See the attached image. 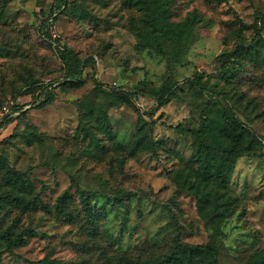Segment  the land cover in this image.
I'll return each instance as SVG.
<instances>
[{"label":"rangeland","instance_id":"rangeland-1","mask_svg":"<svg viewBox=\"0 0 264 264\" xmlns=\"http://www.w3.org/2000/svg\"><path fill=\"white\" fill-rule=\"evenodd\" d=\"M50 1L0 0V104L24 108V116L19 112L0 130V162L22 172L52 207L68 192L81 210L78 186L99 194L94 203L107 213L101 229L118 252L155 260L178 239L215 243L219 264H250L253 254H264L262 74L249 69L231 88L233 95L245 93L238 116L262 142L256 156H244L235 166L224 196L235 202L232 216L212 224L200 213L187 165L192 132L208 101L190 80L218 76L220 56L251 40L264 0H175L173 22L193 13L201 18L182 29L163 55L139 50L141 15L122 0H74V10L50 20L48 34L87 66L79 85L60 83L63 65L41 33ZM31 79L57 82L54 99L37 107L34 97L20 96ZM164 85L178 97L159 107ZM249 98L256 106H247ZM116 197L123 201L114 205ZM25 221L36 230L34 237L14 254H3L0 264L83 260L91 239L75 227L42 211ZM99 256L89 263L102 262Z\"/></svg>","mask_w":264,"mask_h":264},{"label":"trees","instance_id":"trees-1","mask_svg":"<svg viewBox=\"0 0 264 264\" xmlns=\"http://www.w3.org/2000/svg\"><path fill=\"white\" fill-rule=\"evenodd\" d=\"M122 1L127 8L136 10L141 15V26L138 29L140 51L151 50L165 54L167 44L182 29L190 28L201 18L199 14L193 13L181 23L173 22L171 17L175 0ZM74 2L51 0L48 4L49 14L43 21L41 30L46 42L55 46L63 65L60 80L62 85H79L87 68L72 48L61 39L53 40L48 34L50 20L62 10H74ZM253 32L250 41L241 42L220 56L216 78L199 74L190 80V84L203 93L208 101L202 110L199 128L192 132L193 152L187 165L195 182L189 185V189L197 199L200 213L212 224H218L233 215L235 202L231 198L224 199V196L230 190L235 166L244 156H256L262 146L260 139L238 116L239 105H242L245 93L233 95L231 92L239 77L249 69L264 77V14L255 22ZM39 83L36 79L28 80L25 85L27 88L22 93L19 92V95H30L35 98L34 106L43 107L54 99L53 90L57 82ZM159 93V107L178 97L177 90L169 85H164ZM249 105L256 106L255 100L249 98L247 106ZM23 109V106H17V111L20 112L18 117L24 116ZM101 117L102 120H107L106 113ZM15 118L16 115L7 117L0 124V130ZM107 126L104 128L109 139H112ZM94 141L96 145L99 144V140ZM42 193L36 190L35 185L22 172L0 162V263L3 254H14L15 249L25 246L34 237L36 230L25 226V220L32 219L42 211L53 213L58 220L75 227L77 234L91 239V243L84 250L86 258L84 256L80 263L45 258L34 264H90L97 253L103 261L96 264H219V247L213 242L191 245L177 239L173 241L169 253L155 260L118 252L112 248V238L104 235L101 229L102 220L106 219L107 213L94 203L99 194L87 193L78 186L81 204V210L78 211L68 192L57 199L54 207L44 202ZM122 201L123 198L116 197L113 204ZM250 264H264V254H253Z\"/></svg>","mask_w":264,"mask_h":264},{"label":"built area","instance_id":"built-area-1","mask_svg":"<svg viewBox=\"0 0 264 264\" xmlns=\"http://www.w3.org/2000/svg\"><path fill=\"white\" fill-rule=\"evenodd\" d=\"M45 1V0H43ZM18 104H14L12 102V106H8L7 104H0V124L9 116H15L19 112L17 111Z\"/></svg>","mask_w":264,"mask_h":264}]
</instances>
